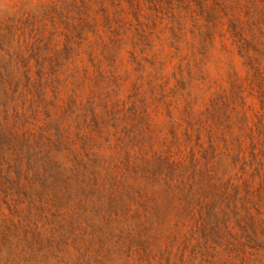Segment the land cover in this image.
<instances>
[{
  "label": "rangeland",
  "instance_id": "obj_1",
  "mask_svg": "<svg viewBox=\"0 0 264 264\" xmlns=\"http://www.w3.org/2000/svg\"><path fill=\"white\" fill-rule=\"evenodd\" d=\"M67 1L0 0V264H264V0Z\"/></svg>",
  "mask_w": 264,
  "mask_h": 264
},
{
  "label": "trees",
  "instance_id": "obj_2",
  "mask_svg": "<svg viewBox=\"0 0 264 264\" xmlns=\"http://www.w3.org/2000/svg\"><path fill=\"white\" fill-rule=\"evenodd\" d=\"M127 2L131 7L133 6V3L135 0H69L66 3L67 11L63 12L62 9L56 8L55 6L52 7L49 11H58L59 16L62 18V22L64 23V28L70 32L71 39L75 40L76 44H79L80 39L82 38V35L87 30H92L94 28V23H92L91 20L88 19V12L90 9V4H94L97 6V9L103 13L104 15V23L102 24L110 33L112 36V40L117 37L119 34L120 25H113L107 20V8L113 7V8H121V3ZM58 7V6H57ZM48 11V12H49ZM135 10H133L134 12ZM73 12V19L71 21H67L68 18L67 13ZM12 29L17 30H23L24 28L29 27L30 30L34 35H38L39 33V27L35 25L30 24H19L16 26H10ZM2 41V39H1ZM35 50V48H33ZM65 51L70 50V46L65 45L64 47ZM35 52V51H33ZM33 54V53H32ZM23 58H19V60H22ZM12 61V57L8 59V61L4 64H2L0 69V107H5L7 101L10 99V93L9 89L12 90V92L15 91L16 86L18 84L17 81L13 80V75L11 71L9 70V64ZM5 133L3 129L0 127V142L3 139Z\"/></svg>",
  "mask_w": 264,
  "mask_h": 264
}]
</instances>
